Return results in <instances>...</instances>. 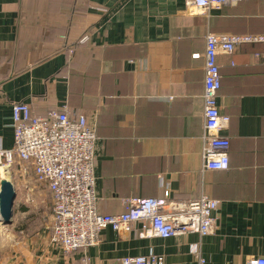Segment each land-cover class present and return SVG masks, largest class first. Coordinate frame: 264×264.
<instances>
[{
  "label": "crops",
  "instance_id": "obj_1",
  "mask_svg": "<svg viewBox=\"0 0 264 264\" xmlns=\"http://www.w3.org/2000/svg\"><path fill=\"white\" fill-rule=\"evenodd\" d=\"M191 0H0V144L13 145L12 107L65 111L95 130L97 210L115 215L132 198L217 201L205 237L140 238L107 228L88 264L162 256L165 264H245L264 258V45L219 53L218 108L229 123V168L201 158L205 39L264 34V2L194 12ZM87 37L85 42L80 40ZM43 223L19 232L0 264H82L49 242L52 202L30 184ZM43 221V222H42ZM196 253H193V249ZM1 253V252H0Z\"/></svg>",
  "mask_w": 264,
  "mask_h": 264
},
{
  "label": "built area",
  "instance_id": "obj_2",
  "mask_svg": "<svg viewBox=\"0 0 264 264\" xmlns=\"http://www.w3.org/2000/svg\"><path fill=\"white\" fill-rule=\"evenodd\" d=\"M264 2V0H191L194 12L220 9L227 5ZM87 37L80 41L83 43ZM243 45H264V34H208L205 39L203 117L204 134L201 158L203 168L226 171L229 168L230 141L220 134L229 123L221 115L218 93L221 77L217 56L231 54ZM13 145L4 149L0 144V180L9 177L13 167L18 175L30 172L38 185L46 188L52 199L49 242L65 255L80 252L82 264H88L86 250L96 246L100 233L110 228L127 233L140 226L139 237L168 239L187 234L210 235L215 225L217 201L201 197L193 201H169V191L163 198H132L125 201V211L115 215L97 210L93 176L95 130L84 117L71 118L65 111H50L43 117L34 116L25 103L12 107ZM196 253V249H193ZM118 264H165L162 256L125 257ZM199 264H204L202 259ZM245 264H264V258H254Z\"/></svg>",
  "mask_w": 264,
  "mask_h": 264
},
{
  "label": "rangeland",
  "instance_id": "obj_3",
  "mask_svg": "<svg viewBox=\"0 0 264 264\" xmlns=\"http://www.w3.org/2000/svg\"><path fill=\"white\" fill-rule=\"evenodd\" d=\"M19 168L13 167L11 176H7L15 189L16 197L13 207V217L12 223L9 226L0 225V254L5 250L9 249L10 245H13L14 239L19 234V232L30 234L34 232L44 220L42 217L40 219L36 216V211L41 209L38 204L41 202H36L35 195L27 188L30 184H35L30 172L23 175L22 177L18 175ZM40 220H43L41 224L37 225Z\"/></svg>",
  "mask_w": 264,
  "mask_h": 264
},
{
  "label": "water",
  "instance_id": "obj_4",
  "mask_svg": "<svg viewBox=\"0 0 264 264\" xmlns=\"http://www.w3.org/2000/svg\"><path fill=\"white\" fill-rule=\"evenodd\" d=\"M16 193L13 184L7 179L0 180V225L12 223L13 207Z\"/></svg>",
  "mask_w": 264,
  "mask_h": 264
},
{
  "label": "bare ground",
  "instance_id": "obj_5",
  "mask_svg": "<svg viewBox=\"0 0 264 264\" xmlns=\"http://www.w3.org/2000/svg\"><path fill=\"white\" fill-rule=\"evenodd\" d=\"M6 175H7V174L4 175V178H5V179H8Z\"/></svg>",
  "mask_w": 264,
  "mask_h": 264
},
{
  "label": "trees",
  "instance_id": "obj_6",
  "mask_svg": "<svg viewBox=\"0 0 264 264\" xmlns=\"http://www.w3.org/2000/svg\"><path fill=\"white\" fill-rule=\"evenodd\" d=\"M46 189V188H45ZM47 190V189H46ZM48 191V190H47ZM49 192V191H48ZM50 194V193H49ZM50 197H51V195H50ZM51 202H52V199H51Z\"/></svg>",
  "mask_w": 264,
  "mask_h": 264
}]
</instances>
